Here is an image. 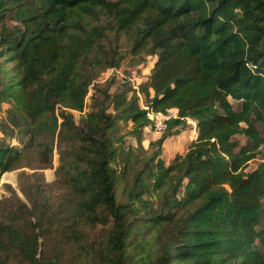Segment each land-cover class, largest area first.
Listing matches in <instances>:
<instances>
[{"label": "trees", "instance_id": "1", "mask_svg": "<svg viewBox=\"0 0 264 264\" xmlns=\"http://www.w3.org/2000/svg\"><path fill=\"white\" fill-rule=\"evenodd\" d=\"M109 33L127 37L131 66L156 57L138 89L96 85L127 57ZM91 85L104 98L85 112ZM2 102L29 141L0 143V177L33 146L48 166L56 134L68 141L75 214L110 225L94 264H264V161L246 170L264 144V0H0ZM171 108L177 116L145 148L148 111ZM188 118L197 137L167 164L163 145ZM122 121L137 147L125 148ZM31 200L22 217L0 213V250L6 262L59 264L39 249L43 217L31 218L53 217L48 199Z\"/></svg>", "mask_w": 264, "mask_h": 264}, {"label": "rangeland", "instance_id": "2", "mask_svg": "<svg viewBox=\"0 0 264 264\" xmlns=\"http://www.w3.org/2000/svg\"><path fill=\"white\" fill-rule=\"evenodd\" d=\"M6 21L10 25L17 24L12 14L7 17ZM109 35L112 40L117 42L121 51L127 53V57L121 61L118 67L102 71L97 77L96 85L103 88L106 82L113 78L114 83L110 87V92H114L125 81L132 88L138 89L139 85L147 80L156 57L148 55L141 64L131 66L127 37L124 34L119 37L113 36V33H109ZM103 98L102 92L96 93V87L91 85L86 97L85 112L92 108L94 102H100ZM140 103L145 106L142 97H140ZM234 105L239 106L236 101H234ZM9 107L8 102L0 103V143L23 148L29 141V135L23 128L17 127L11 122L7 114ZM107 109L109 112H113V105L108 103ZM74 113L75 120L78 121L81 113L79 111H74ZM131 125V121L119 123L118 133L125 136V148L130 145L138 146L136 139L128 133ZM194 125L191 121H187V126L182 128L178 135L166 140L163 145L162 157L167 164L172 161L176 154H185L190 138L195 134L193 132ZM257 126L264 137V125L257 123ZM160 135L161 133L156 134V131L152 128L145 129L143 139L145 148H149L150 141L157 139ZM234 139L240 145L249 142L243 134L236 135ZM50 145L52 146V153H50L48 166L41 163L42 157L39 154L38 147L33 146L30 149L25 166L8 171L0 177V213L2 214L6 212L7 208H11L19 211L18 216L22 217L23 204H27L28 208L32 209L31 198H34L37 194H43L48 199L49 208L54 215L51 217L47 214L38 213L36 216L31 217L33 220L38 217L44 219L39 239L40 251L45 256L58 260L59 264H94L106 250L110 225L100 221L87 222L75 214L79 197L67 181L64 173L68 160L66 149L70 144L68 141H61L56 134ZM262 161H264V144L259 147L257 157L249 161L246 170L254 169ZM6 175L9 176L5 178ZM123 187L124 185L121 186L120 190ZM258 229L264 230V214ZM257 242L258 246L261 247V243ZM4 261L5 254L0 250V264H17L13 258L9 259L8 262Z\"/></svg>", "mask_w": 264, "mask_h": 264}, {"label": "built area", "instance_id": "3", "mask_svg": "<svg viewBox=\"0 0 264 264\" xmlns=\"http://www.w3.org/2000/svg\"><path fill=\"white\" fill-rule=\"evenodd\" d=\"M147 108L146 106H143ZM148 116L152 121V129L156 132H163L167 127V120L171 117H176L177 114H174L171 109L168 110L167 113L155 112L153 110L148 111ZM187 121H191L196 125L195 120L188 118Z\"/></svg>", "mask_w": 264, "mask_h": 264}, {"label": "crops", "instance_id": "4", "mask_svg": "<svg viewBox=\"0 0 264 264\" xmlns=\"http://www.w3.org/2000/svg\"><path fill=\"white\" fill-rule=\"evenodd\" d=\"M171 111L172 112H174L175 114L177 113V109L176 108H171ZM195 127H194V136H191V138H190V141H189V143L193 140V139H195L196 137H197V129H196V125H194ZM149 128H152V127H147L146 129H149ZM160 133H162V132H156V134H160Z\"/></svg>", "mask_w": 264, "mask_h": 264}, {"label": "bare ground", "instance_id": "5", "mask_svg": "<svg viewBox=\"0 0 264 264\" xmlns=\"http://www.w3.org/2000/svg\"><path fill=\"white\" fill-rule=\"evenodd\" d=\"M9 175H6V177L5 178H7ZM11 178V177H10Z\"/></svg>", "mask_w": 264, "mask_h": 264}]
</instances>
